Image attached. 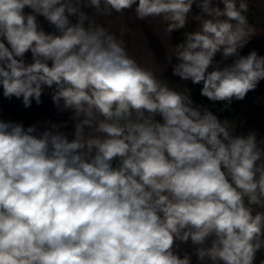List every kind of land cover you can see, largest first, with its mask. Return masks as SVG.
Instances as JSON below:
<instances>
[{
    "label": "clouds",
    "instance_id": "clouds-1",
    "mask_svg": "<svg viewBox=\"0 0 264 264\" xmlns=\"http://www.w3.org/2000/svg\"><path fill=\"white\" fill-rule=\"evenodd\" d=\"M84 8L160 18L169 36L191 15L199 29L165 59L210 101L227 107L264 80V56L240 54L254 35L246 0H0L3 96L28 108L51 88L75 121L69 140L67 122L40 132L0 120V264H191L177 252L189 239L200 264H254L264 249V213L250 207L264 208V139L233 135ZM217 53L234 59L221 68Z\"/></svg>",
    "mask_w": 264,
    "mask_h": 264
},
{
    "label": "trees",
    "instance_id": "trees-1",
    "mask_svg": "<svg viewBox=\"0 0 264 264\" xmlns=\"http://www.w3.org/2000/svg\"><path fill=\"white\" fill-rule=\"evenodd\" d=\"M216 0H214V3ZM248 4V11L243 13L248 22V26L254 30V35L250 38L248 44L240 50L241 55H247L250 51L256 50L259 55L264 56V0H246ZM239 0H237V5ZM222 8L223 5L220 4ZM89 8L85 11L88 15ZM31 10L27 7L25 12ZM200 10L193 5L192 14H199ZM210 18V17H205ZM221 19H225L221 17ZM37 20L45 32H54L55 29L51 26L42 16H37ZM70 20L75 23L76 17H70ZM235 23V22H233ZM87 22L85 23V27ZM199 29L198 22L192 20L191 15L188 18L186 24V32H191ZM173 40V47L180 42H183V34L181 29L174 30L171 33ZM25 61L27 63L32 62L31 53H26ZM234 58L230 57L227 61H223L222 55L217 53L214 58L215 62H221L219 66L223 68L227 64L232 63ZM178 63L175 57L172 58V64L169 65L168 70L165 74L166 81H177L179 77L173 76L172 65ZM49 66L51 62L49 61ZM213 70L212 67L209 71ZM203 84L193 85L192 82L188 81V88L191 90L190 98L194 101L195 105L206 106L219 120L228 121L229 130L233 135H244L246 136L250 131H256L257 139H264V80H261L257 88L253 91H249L244 100L233 99L231 105L225 106L226 102L219 101L213 102L208 100L206 97L200 95V90ZM53 89L45 87L44 92L41 96V103L36 104L35 100L32 101L30 107L25 108L22 103V98L17 99L13 97L11 100L3 96V89L0 86V118L1 120L8 122L13 121L22 123L25 128L36 125L38 131L42 132L50 128V124L46 122H52L56 124H64L60 131H63L69 138L73 139L75 121L70 119L72 116L71 111H58L51 99V92ZM264 147V145H262ZM259 264V263H254Z\"/></svg>",
    "mask_w": 264,
    "mask_h": 264
},
{
    "label": "crops",
    "instance_id": "crops-1",
    "mask_svg": "<svg viewBox=\"0 0 264 264\" xmlns=\"http://www.w3.org/2000/svg\"><path fill=\"white\" fill-rule=\"evenodd\" d=\"M88 9L89 8H84L82 10L87 11ZM89 16L94 19L96 23L107 28L117 39L122 40L129 56L135 59L138 64L153 69L159 79L166 81L165 74L170 64H167L165 57L169 50L173 48V40L171 35L169 36L164 31L165 24L160 18H149L146 21L138 20L132 9L125 10L123 14L113 13V15L109 17L95 16L93 9L90 11ZM181 31L183 39H185L184 33L186 30L181 29ZM167 82L170 87L177 91L184 90V87H181L184 81L182 82L180 78L177 81ZM155 119L163 122L159 115H157ZM245 203L247 205V198H245ZM250 207L253 208L254 215L256 212L264 213V208L257 205H251ZM196 247L197 246L193 245L189 239L187 243H180L177 252L181 257H183L185 252L192 254L191 264H200L194 254ZM261 259H264V249H261V251L256 254L254 263H259ZM205 264H211V262L207 261Z\"/></svg>",
    "mask_w": 264,
    "mask_h": 264
},
{
    "label": "rangeland",
    "instance_id": "rangeland-1",
    "mask_svg": "<svg viewBox=\"0 0 264 264\" xmlns=\"http://www.w3.org/2000/svg\"><path fill=\"white\" fill-rule=\"evenodd\" d=\"M184 30H185V28H184ZM185 86L188 88V81H184L181 87L183 88ZM0 120H1V118H0ZM114 165H115V162H114Z\"/></svg>",
    "mask_w": 264,
    "mask_h": 264
}]
</instances>
